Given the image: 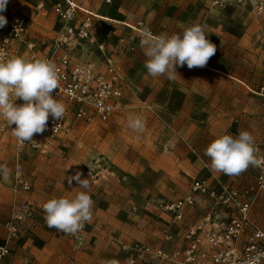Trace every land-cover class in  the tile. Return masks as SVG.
Returning <instances> with one entry per match:
<instances>
[{"label":"built area","instance_id":"built-area-1","mask_svg":"<svg viewBox=\"0 0 264 264\" xmlns=\"http://www.w3.org/2000/svg\"><path fill=\"white\" fill-rule=\"evenodd\" d=\"M49 1L59 23L58 38L52 45L32 34L27 15L2 13L7 24L0 28V57L47 58L54 62L59 89L52 95L67 109L60 121L50 116L47 130L34 135L33 142H19L12 135L15 125L0 119V131L13 136L17 154L26 147L47 150L56 140L73 133L75 121L92 126L96 121L113 118L125 90L124 75L115 57L134 52L144 29L154 34L147 21L113 23L82 0ZM234 1L239 5L251 4L256 15L264 14V0ZM213 3L222 4L221 0ZM42 7L40 3L39 8ZM99 25L102 29L106 27L104 37L99 35ZM120 26L130 33L118 32ZM74 41L85 42L88 50H98L101 57L76 58L66 49ZM256 94L264 102V84ZM15 103L20 105L23 101L17 99ZM255 147L257 171L252 183L236 185L214 176L194 178L185 195L158 203L167 216L160 228V243L134 240L122 244V250L128 252L126 264H264V228L256 218V212L264 204V134L255 139ZM15 179L24 190L31 189L30 180L19 167ZM204 204L208 207L206 211L190 222L188 210ZM26 212L23 205L4 222L6 235L0 240V264H14L9 259L11 243L21 236Z\"/></svg>","mask_w":264,"mask_h":264},{"label":"rangeland","instance_id":"rangeland-1","mask_svg":"<svg viewBox=\"0 0 264 264\" xmlns=\"http://www.w3.org/2000/svg\"><path fill=\"white\" fill-rule=\"evenodd\" d=\"M170 1L111 0L109 3L106 0H82V3L89 5L98 13L120 14L122 15L121 19L128 20L131 23L144 20L149 25H152L158 21L157 19L162 14H165ZM229 1L232 0H221L222 4H214L213 0H203L201 5L206 9L205 12H212V9L219 10L228 6L227 4L238 8V19L235 20V15L233 17H225L224 30L229 27L235 28V26L238 30H245L246 25H251V30L264 29L262 27L264 26V14L256 15L251 4L239 5L234 1L235 5L234 3H229ZM40 3H43L42 8H39ZM8 5L14 11L21 12L29 17H34L41 11L38 19L42 21L44 28H41L44 31L46 30V32L50 31L48 30L49 27H58L57 24L53 25L57 20L49 0H11ZM119 8L121 9L120 12L118 11ZM210 22L209 17H206L204 24L201 25L207 26ZM39 33L41 34V32ZM235 70L239 72L241 79H245L246 84L250 86V90L255 94L256 89L264 82V46L262 43L259 46L251 47V49L243 46L242 49L238 50L235 53ZM131 116L136 117L134 115ZM128 117L122 124L108 121L93 128H83L77 133L78 135L74 133L59 139L64 143L60 142L57 147L52 145L47 152L26 147L17 154L13 136L7 132L0 131V165H4L8 169L7 179L0 176V240L6 235L4 222L12 213L21 209L23 205L27 210L26 219L21 229V236L19 240L17 239L18 242L11 252L12 258L22 256L24 260L28 256L25 259L27 260L25 264H67V260L74 261L76 257L79 258L93 252L95 246H101L102 249L106 248L110 251L113 257L112 261L116 262V264H124V262L120 261L124 259V254L121 251L122 244L128 241L120 243L122 240H126L121 234L131 235V233H135V230H140V234L144 233L142 236H152L157 229V224L164 222L165 217L160 216L157 211L158 203L153 202L152 199L161 201L183 196L187 191L188 182L185 178V169H183L182 165L174 163L175 157H173V153L175 154V152L171 146H168L167 149L164 147L156 149L161 160L173 166V169L168 172L154 171L149 159H145L144 162L137 160L140 167H138V170L132 168L133 161L139 156L136 148L137 141L141 138H150L151 140L154 135V127L156 128V125H159L156 123L152 125V122H149V117L145 118L143 116V119L141 116L139 118L144 120L145 129L143 132L138 133L128 127ZM198 120L200 122L202 120V124L207 122L203 117H198ZM209 129L208 135L210 139L207 136H199L197 134L193 136L194 132L187 136L191 138L189 141H184L178 137L180 143L185 144L186 153L191 152L194 160L199 158L198 155L202 150L204 154L208 141L211 140L212 142L223 134L219 127L212 130ZM151 132L153 133L151 134ZM164 132L165 130H160V134ZM129 133L133 138H128ZM224 134H229V131H224ZM253 137L256 139L259 136ZM78 138L80 139L78 140ZM149 143L150 145L152 144V142ZM67 157H74L79 160V172L83 174L81 178L88 179L89 184H92V187L87 190L94 197H91L94 203L92 220L90 223H85L84 230L82 229L83 232L85 231L84 235L91 234L89 239H86V237L76 238L72 234H65L56 228L48 227L45 220L40 218L43 213L37 207L32 208L31 206L33 205L27 206L24 189L15 179V170L19 167L25 176L31 179L32 190H34V184L37 180L38 183H41L37 187L43 188L44 192L51 193L54 188L47 183V180L54 179L53 170L57 166L55 160L66 161ZM75 171L77 172L78 170ZM253 174L255 173H250L252 176ZM64 175L71 176L73 172L70 174L67 171ZM240 181V185H245L252 183L254 178L252 180L245 178ZM237 182L235 180V182L230 183L237 185ZM65 184H68L67 180ZM168 188L171 189L170 193H165L164 190ZM94 191L97 193H94ZM40 201L43 204L47 199L43 196ZM134 207L137 208L136 211H134ZM261 210H264V204ZM202 214L203 212L194 209V212L187 216L188 218L196 219ZM261 217L263 220L264 215ZM96 225L97 227H95ZM109 226L113 228L111 232L108 231ZM43 232L46 233L45 238L48 240L42 237ZM26 241L27 245H24ZM32 247H37V250H34V256L39 261H35L36 258L31 257L29 249ZM11 257L9 258L10 260H12Z\"/></svg>","mask_w":264,"mask_h":264},{"label":"crops","instance_id":"crops-1","mask_svg":"<svg viewBox=\"0 0 264 264\" xmlns=\"http://www.w3.org/2000/svg\"><path fill=\"white\" fill-rule=\"evenodd\" d=\"M10 1L11 0H9V2ZM201 1L203 0H171L166 8L167 13L165 12V14H162L161 17L157 19L158 21L152 24L153 26L150 25L153 27L152 29L155 35L161 33H167L170 35L182 31V26L204 24V19L209 17L211 22L209 25L205 26L206 32L208 33L206 38L216 45L217 51L209 60L207 66L202 69L195 68L191 70L188 69L187 65L178 67L177 72L181 78L178 77L175 81H169L166 76L153 78L147 74V70L144 67L146 57L140 45L132 53L118 55L115 57V61L124 75L125 90L119 108L116 110L114 117L109 120L111 122H119L122 124L127 116H144L145 118L149 117V122H152V125L156 123L161 126L159 127L156 125L157 129L154 127V135L151 140L150 138H141L137 141L138 144H136V148L139 152V156L133 161L134 164L132 168L138 170V167H140L137 160L139 162H144L145 159H149L154 171L168 172L173 169V166L168 162L166 163L165 161H162L158 156L159 153L156 149H158V147H164L167 149L168 146H171L175 152V154L173 153V157H175L174 163L182 165L183 169H185V178L188 180L186 193L189 191L192 180L197 177L214 176L226 183L235 182L236 180L238 181L237 185H240V180H244L245 178L252 180L255 178L257 170L255 166L250 165L246 171L237 176L216 173L210 169V160L203 154V150H200L201 153L198 155L199 158L194 160L191 152H189L190 154L186 153L185 150H187V148L185 147V144L180 143L179 138L184 141H189L191 138L187 136L191 135V132H194L193 136L197 134L209 138L208 128H210L209 130H212L217 127L220 128L219 130L223 131V134L224 131L228 130L229 134L233 136L238 135L241 130L248 131L252 136H261L264 134V103L258 99L259 97L256 93L254 94V92L250 90V86L246 84L245 79H241V75L235 70V53L242 49L243 46H247L248 49H251V47L253 48L254 46L256 47V45L259 46L261 43L264 46V29L251 30V25H246L245 30H238L236 26L235 28L229 27L227 30H224L223 23L225 17H233L235 15V20L238 19V8L233 7L231 4H227L228 6L220 8L219 10L212 9L211 11L213 13L209 11L205 12L206 9L201 5ZM230 2L235 4L234 0L229 1V3ZM7 8L8 9L5 11L6 13L22 14L21 12L14 11L9 5H7ZM120 10L121 9L119 8L118 11L120 12ZM100 13L110 19L113 23L117 20L130 22L121 19L122 15L120 14L115 15L107 12ZM40 15L41 11H39L34 17L28 16L31 19L30 29L33 35L47 39L52 45L54 39L58 38L57 30L59 28V23L58 21L55 23L53 22V25L57 24L58 27H49L48 30L50 31L46 32V30L44 31V29L41 28L43 27V23L38 19ZM262 27L264 28V26ZM105 28H100L98 30L100 37H104L103 34ZM117 31L123 32L125 35L130 33L129 30H123V27L121 26ZM39 32H41V34ZM66 49L73 56L81 60L101 57V53L98 50L95 52L88 50L86 43L82 41H74ZM262 84H264V82ZM198 117H203L205 121H207V124H202V120L200 122ZM103 123L104 122L102 121H96L94 125L87 126L83 121H75L73 133L71 135L74 133L78 135L77 133L83 128H93ZM160 130H165V132L160 134ZM152 133L153 132H151V134ZM128 138H133L130 133ZM79 139L80 138H78V140ZM60 142L62 144L64 143L62 140L58 139L52 145L57 147L60 145ZM149 142H152V144L150 145ZM208 142L210 143L211 140ZM37 150L47 152L49 149L46 151ZM66 159V161L55 160L57 166L55 170H53L54 179L47 180V183L54 188L51 193L44 192V190H42L43 188L37 187V185H41L37 180L34 184V190L31 188L30 190L23 191L27 206L33 205L31 206L32 208L37 207L38 210L43 213L40 217L42 220L44 219L45 213L42 207L43 204H41L40 201L41 197L45 196L47 200L52 197H73L77 191L81 190L77 188L78 184L75 181H73L71 186L65 184L66 180L62 181V178L67 171H69L70 174L73 172L74 175L76 173L75 170H80V163L77 158L67 157ZM251 171L255 173L253 176L250 175V173H252ZM29 180L31 182V179ZM90 187H92V184H89V188ZM36 189L38 190L36 191ZM170 191V188L164 190L165 193H170ZM89 193L92 197L93 194L91 192ZM94 193L97 192L94 191ZM170 199L174 198L164 200L166 201ZM152 200L156 203H159L160 201L156 199ZM207 208L208 207L205 204L196 208H191L188 210L187 215L189 216L190 213L194 212V209L204 213ZM157 211L160 216L167 219V216L161 212L159 207L157 208ZM263 215L264 210L259 208L256 212V218L260 226L264 228V219H261V216ZM200 216L196 219L200 218ZM194 219L195 218H188L190 222L194 221ZM157 225V229L152 236H142L144 233L140 234V230H135V233H131V235L121 234L126 240H122L120 243L125 241L131 242L134 240H145L153 244L160 243V228L162 224L159 223ZM95 227H97V225ZM112 230L113 228L109 226L108 231L111 232ZM81 231L73 236L76 238L86 237V239H89V235L91 234L88 233L84 235L85 231ZM45 234L46 233L43 232L42 237L47 239L45 238ZM39 235L41 236V234ZM18 240L11 243L12 249ZM52 240L54 241V239ZM24 245H27V241ZM99 247L95 246L93 252L88 253V255H83L79 258L76 257L74 261L67 260L66 263L105 264L106 261H112L113 257L110 251L106 248L102 249L101 246ZM36 248L37 247H32V250L29 249L31 257H35L34 250H37ZM121 251L124 254V259L120 261L126 264L128 252L124 250ZM10 257L11 255L9 258ZM27 257L28 256H26L25 259ZM23 258L24 257L19 256V258H12L13 261H11L14 264H25L27 260H23ZM35 258H33L35 261H39L37 257Z\"/></svg>","mask_w":264,"mask_h":264},{"label":"clouds","instance_id":"clouds-1","mask_svg":"<svg viewBox=\"0 0 264 264\" xmlns=\"http://www.w3.org/2000/svg\"><path fill=\"white\" fill-rule=\"evenodd\" d=\"M9 0H0V28L7 24L2 14ZM18 28L16 29V31ZM205 26H182V31L154 35L149 29L140 33V47L146 57L144 67L153 78L166 76L175 81L180 75L178 67L204 68L216 54L217 48L207 37ZM59 89V76L54 62L47 58L29 59L24 56L0 57V119L12 127V135L21 143L33 142V136L43 134L51 116L60 121L66 114V105L54 99L52 93ZM20 99L22 104L15 101ZM128 127L143 132L145 124L139 117L129 116ZM254 137L246 130L238 135L222 134L204 150L210 160V169L216 173L237 176L250 165L257 164ZM82 173L64 176L69 186L73 181L80 191L73 197H52L43 203L44 219L48 227L65 234H77L85 223L92 220L93 200L88 193L89 180ZM0 176L8 177V169L0 165ZM105 264H116L106 261Z\"/></svg>","mask_w":264,"mask_h":264}]
</instances>
